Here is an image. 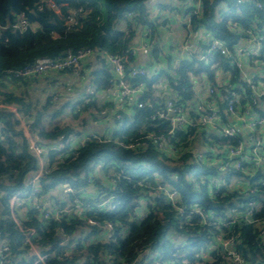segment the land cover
I'll return each instance as SVG.
<instances>
[{"label":"trees","instance_id":"1","mask_svg":"<svg viewBox=\"0 0 264 264\" xmlns=\"http://www.w3.org/2000/svg\"><path fill=\"white\" fill-rule=\"evenodd\" d=\"M220 1L204 0L202 17L194 16L192 26L204 24L231 46L239 36L230 29L228 19L232 25L246 27L254 21L264 25V0H258L261 8L223 0L231 11L219 16ZM148 8L149 0H0V25L5 26L0 30V240L8 247L0 252V264H30L25 260L30 245L23 242V233L30 229L35 230L31 242L47 253L44 263L39 264H235L215 246L214 235L219 229L214 222L229 200L223 192L211 198L203 182L186 179V165L170 161L152 141L136 149L121 144L138 136L136 127L148 110L132 106L133 115L115 119L116 127L108 137L88 138L78 146L72 140L74 129L57 122L68 101L53 98L57 89L44 96L33 84L44 74L16 78L10 72L39 57L59 58L67 50L88 49L102 62L94 73L96 88L110 87L112 74L106 68L111 69L101 53L127 54L128 64H133L130 51L136 27L153 31L157 25ZM127 11L131 17L123 18ZM19 14L29 24L24 30L13 27ZM160 52L159 46L152 49L153 56ZM193 62L184 59L171 74L159 70L132 81H144V100L157 106L161 99L153 92L162 75L168 82L177 79V88L190 94V74L204 68L202 64L193 66ZM17 83L22 89L7 88ZM86 99L77 102L80 109L71 107L73 116L95 107L94 101ZM22 124L44 147L45 165L34 185L36 199L27 198L21 207L12 208V194L34 190L29 182L39 167ZM148 125L146 128L157 133L166 131V124L157 120ZM57 141L63 143L61 148L53 147ZM99 163L110 165L101 172L105 180L98 178ZM64 183L72 192H63ZM159 185L176 190L181 200L174 203ZM105 198L108 203L103 205ZM48 199L51 207L60 210L57 218L42 216V204ZM194 205L207 214L205 222L191 212ZM66 206L70 212L62 211ZM211 211L215 214L210 215ZM240 233L242 255L249 264H264V244L256 230L246 226Z\"/></svg>","mask_w":264,"mask_h":264},{"label":"built area","instance_id":"2","mask_svg":"<svg viewBox=\"0 0 264 264\" xmlns=\"http://www.w3.org/2000/svg\"><path fill=\"white\" fill-rule=\"evenodd\" d=\"M234 1L236 5L253 3L258 8L262 7L258 0ZM181 3L184 12L181 21L190 30L188 35L190 36V33L193 35L190 37L191 40L187 35L183 44L178 46L179 49H171L170 67H167L163 74L167 72L171 74L172 69L177 68L184 59L193 60V66L202 64L203 69L190 74L189 95L183 94L177 88L179 84L177 79L168 82L162 75L153 92L161 100L157 106H153L149 100H144L147 93L144 81L134 82L132 79L158 73L157 66L146 68L128 64L127 54L104 53L102 56L114 74L116 102L148 110L143 115V123L136 127L138 136L128 143L121 144L126 148L136 149L152 141L176 164L188 165L189 169L194 168L187 171L186 179H198L203 182L206 194L211 198L222 191V195L229 200L225 207L221 208V213L214 222L219 229L214 235L215 246L221 247L232 263L249 264L239 250V245L243 241L241 229L251 226L256 230L259 242L264 244V25L258 26L254 21L244 27L239 23L232 25L231 19H228L230 29L232 28L239 36L230 46L204 24L192 26L194 16L202 17L204 0H183ZM131 15V11H127L123 18H129ZM28 25L23 14H19L13 27L24 30ZM4 27L0 25V30ZM144 32L145 44H154L150 28H144ZM192 46L195 48L192 49ZM134 53L131 48L130 54L133 56ZM89 54L91 52L88 49L75 52L67 50L62 57H39L32 64L10 72L16 78L58 71L76 72L80 60ZM214 55L222 58L224 62L215 59ZM196 74H200V85H205L206 95L194 93ZM115 113H112L115 114L114 120L123 118L122 112ZM153 120L166 124L165 133H157L146 128ZM22 127L28 137L29 148L38 159L39 167L29 182L34 190L30 192L22 190L12 194L10 198L12 208L21 207L27 198L36 199L34 185L45 165L44 147L36 143V138L31 137L24 124ZM180 135L184 137L183 140ZM102 136L108 137L88 134L78 140H72L81 146L88 138L101 140ZM62 146L63 143L57 141L53 147ZM181 157H185L183 161H179ZM97 167L104 168L105 165L99 163ZM106 167L110 168V165ZM63 186L64 193L72 192L67 183ZM158 188L164 190L174 203L181 200L176 190L166 189L160 185ZM105 200L108 203V199ZM107 203L102 202L103 205ZM50 204L49 199L44 201L42 216L57 218L60 210L53 205L51 207ZM195 205L191 212L205 222L207 214L200 206ZM177 208L180 212L183 211L181 206ZM62 211L70 212V208L66 206ZM214 214L215 211L210 212V215ZM14 220L17 221L16 218ZM107 228H111V225L108 224ZM23 234V242L30 245L29 258L26 257L25 260L29 259L30 264L44 263L47 253L30 240L35 230L30 229ZM7 248L4 241L0 240V252ZM154 264H158V261ZM256 264L261 262L257 261Z\"/></svg>","mask_w":264,"mask_h":264},{"label":"crops","instance_id":"3","mask_svg":"<svg viewBox=\"0 0 264 264\" xmlns=\"http://www.w3.org/2000/svg\"><path fill=\"white\" fill-rule=\"evenodd\" d=\"M183 0H168V2H161L152 8H148L150 16L155 20L153 16L159 15L162 10L169 9L172 13L174 20H178L180 24L185 27L186 33L184 39L189 33V29L185 23L181 21L183 18V5L181 3ZM150 2V0H149ZM173 2V4H172ZM175 10V11H174ZM168 17L165 15L161 19L156 20L155 29L151 31L153 43H157L158 46L161 45L171 37L168 35L172 28L168 25ZM145 26H138L136 28L135 36L132 39V48L135 51L133 55V64L150 68L153 64L149 63V55H152V48H149L146 42V35L144 32ZM148 28V27H147ZM193 35L190 33L189 39ZM191 40V39H190ZM179 43H177L178 45ZM180 46V44L178 45ZM159 47V49H160ZM194 49L195 47L192 46ZM102 67V62L100 57L96 53H91L80 60V65L76 72L71 71H58L47 73L38 76V81L34 82V86L43 93V95H48V93L53 92L57 89V94L54 95V99L60 101H68V106L70 108H65L64 112L58 117L59 124H69L74 132L72 133V139L78 140L79 138L86 136L88 134H100L108 136L112 134L113 125L116 127V121L112 117V113L122 112L124 115L131 117L133 115L132 106L128 103H118L115 97V85H114V74L110 72V81L112 85L110 87L96 88L94 83V73ZM90 76V77H89ZM46 77V78H45ZM93 81L94 87L89 93L90 82ZM32 84V85H33ZM20 84H8L7 88L18 91L22 89L23 86L19 87ZM98 90V92H96ZM75 96H78L75 98ZM87 98L86 100H91L95 102V107L89 106L84 108L78 113V115L73 116L71 107L77 102ZM74 100V101H72ZM79 109L80 107L77 106ZM76 108V110L78 109ZM12 109V108H11ZM13 110V109H12ZM107 115V116H106ZM111 133H109V130ZM56 143V142H55Z\"/></svg>","mask_w":264,"mask_h":264},{"label":"rangeland","instance_id":"4","mask_svg":"<svg viewBox=\"0 0 264 264\" xmlns=\"http://www.w3.org/2000/svg\"><path fill=\"white\" fill-rule=\"evenodd\" d=\"M161 2H168V0H150V2H149V9L152 8L153 6L157 5L158 3H161ZM172 4H173V2H172ZM227 10H230V7L227 5L226 1H221L218 4V6H217V15L221 16V14L223 12L227 11ZM165 15H167V17H168V21H169L168 22V25H170V27L172 28L171 32L168 34L171 38L168 39V40H166L161 45V47L159 46L160 47V50H161V52H160L161 54H158L157 56H153L151 54L149 55V63H152L153 66L154 65L157 66V68L159 70H161L162 72L167 69V64H166L167 61H166L165 56L169 60L168 61V65H169L170 62H171V58H170L171 49H179L177 43H179L180 45L183 44L184 36H185V33H186L185 27H183L178 20H174L173 19L172 13H171V11L169 9L162 10V12H160V14L158 16L155 15L153 17L158 20V19H161L162 17H164ZM125 21H126L125 19L122 20L121 21V25H124V22ZM148 46H150L149 48L154 49L158 45H157V43H154V44L148 45ZM162 53L165 54V56ZM101 56H103V53H101ZM155 57H157V58H155ZM106 69H107V71H109V68H106ZM50 73H52V72H50ZM200 82H201L200 74H196L194 76V85H193L194 93L197 94V95H206L207 92L204 89L205 85H200ZM93 88H95V87H94L93 81H91L88 92L90 93ZM96 92H98V90H96ZM195 94H193V96H195ZM77 97L78 96H75V98H77ZM72 101H74V100H72ZM69 106H67V109L69 108ZM77 106H79V105L78 104L77 105L76 104L74 105V107H77ZM68 110L70 112V108ZM78 113H80V111H78ZM115 114L112 115L113 118L115 117ZM57 119H58V117H57ZM114 128H115V125H113V129ZM111 130L112 129L109 130V133H111ZM83 137H85V136H83ZM168 158H170V157H168ZM183 160L184 159H182V157L179 159V161H183ZM170 161H171V158H170ZM147 166L150 167V165H143V167H147ZM186 166L189 168L188 165H186ZM97 168H98V173L100 175V177H98V178L100 180H105L104 177H103V175L101 174V172H103V168H99V167H97ZM192 169H194V168H190L189 170H192ZM62 185H64V184H62ZM103 196H105V195H102L100 198H102ZM102 202L107 203V201L105 199H103Z\"/></svg>","mask_w":264,"mask_h":264},{"label":"water","instance_id":"5","mask_svg":"<svg viewBox=\"0 0 264 264\" xmlns=\"http://www.w3.org/2000/svg\"><path fill=\"white\" fill-rule=\"evenodd\" d=\"M142 256H140V258H141Z\"/></svg>","mask_w":264,"mask_h":264}]
</instances>
